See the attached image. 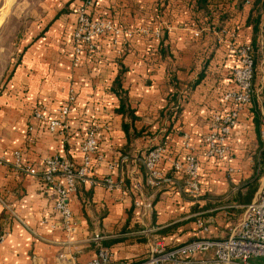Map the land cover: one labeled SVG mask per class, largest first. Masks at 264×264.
<instances>
[{
    "label": "crops",
    "instance_id": "1",
    "mask_svg": "<svg viewBox=\"0 0 264 264\" xmlns=\"http://www.w3.org/2000/svg\"><path fill=\"white\" fill-rule=\"evenodd\" d=\"M66 1H71L70 11L54 12L39 37L23 40L16 63L0 79V264L85 263L99 248L108 249L111 264H116L144 256L155 239L173 248L198 237H228L258 190L248 200L253 157L264 149V80L254 87L256 100L232 129L224 158L206 154L203 136L212 114L230 108L223 94L235 87L231 71L239 57L234 47L252 41L253 28L247 22L251 6L235 11L237 0H232L225 7L235 12L226 22L227 31L203 27L206 32L195 36L199 25L192 19L190 0H104L96 14L112 15L124 28L160 25L167 30L166 38L161 43L134 34L120 53L101 37L95 53L76 64L72 32L80 0ZM118 76L137 116L131 123L135 133L132 126L125 131L127 118L118 111ZM68 101L65 128L48 131L35 109L55 117ZM163 125L167 128L160 140L169 147L160 163L165 178L151 188L143 164L151 141L146 132ZM93 127L98 152L92 157L91 180L71 195L75 228L68 233L54 207V188L16 169L14 152L21 150L29 166L51 155L80 165L81 142ZM187 140L200 162L196 193L188 188L187 174L172 165L186 153ZM137 200L151 201L152 207L136 206ZM206 257L211 252L196 255ZM247 264H264V258L253 257Z\"/></svg>",
    "mask_w": 264,
    "mask_h": 264
},
{
    "label": "built area",
    "instance_id": "2",
    "mask_svg": "<svg viewBox=\"0 0 264 264\" xmlns=\"http://www.w3.org/2000/svg\"><path fill=\"white\" fill-rule=\"evenodd\" d=\"M104 0H80L75 5V26L72 32L73 61L79 63L83 56H91L96 51V45L101 37H107L114 48H120L134 34L154 36L159 38L162 33L160 25L156 27L124 28L112 15H98L97 8ZM253 0H245L249 5ZM201 30H195L199 36ZM235 31L231 36L235 37ZM238 54V65L233 67L231 77L235 87L223 94V100L230 104L226 112H215L211 116L210 128L203 136L206 154L216 158H224L229 152L228 137L237 125L241 113L253 99L254 90V60L250 42L238 44L234 47ZM71 111L68 101L61 105L55 117L43 114L41 107L35 109V115L40 118L45 128L50 132H59L66 126V120ZM261 137L264 138V120L261 128ZM186 153L173 161V169L184 171L187 174V184L191 192L200 190V162L193 152L192 144L183 142ZM168 143L164 141L150 150L143 159L146 170V183L151 188H158L165 178L160 163L168 153ZM82 162L76 165L66 156L51 155L44 157L38 165H27L23 162L22 151L14 152V167L16 169L37 175L54 188L57 199L55 209L61 216L63 229L71 233L75 228L73 214L70 207L71 195L76 193L79 181L91 180L89 174L92 167V157L98 152L96 127L91 128L81 142ZM109 187H113L110 178L106 179ZM136 206L151 208V201L137 200ZM202 230L207 226L199 222ZM211 252V257L196 258L199 253ZM264 258V176L260 180L258 190L251 203L246 206L242 219L234 225L228 237L214 239L198 237L187 243L167 248L160 239L150 243L144 256L125 259L116 264H247L253 258ZM112 254L106 248H99L95 256L85 263L78 264H111ZM46 264V263H41Z\"/></svg>",
    "mask_w": 264,
    "mask_h": 264
},
{
    "label": "rangeland",
    "instance_id": "3",
    "mask_svg": "<svg viewBox=\"0 0 264 264\" xmlns=\"http://www.w3.org/2000/svg\"><path fill=\"white\" fill-rule=\"evenodd\" d=\"M70 3L71 1L67 2L66 0H0V79L3 78V74H8L9 68L16 63L18 56L21 54L23 40L34 38L36 35L39 37L42 34L40 28L53 20L54 12L59 15L69 12ZM249 5L253 8L252 3ZM198 29L202 30L204 28L199 26ZM203 32H206V29ZM263 75V62L260 59L256 68L255 80H253L254 87L261 86L264 80ZM166 126H160L154 133L146 132V135L151 139L147 145L148 150L156 146L157 143L162 142L163 139H160L165 133L164 128H167ZM261 158L260 168L262 172L257 182V189L261 178L264 176V159ZM257 159L256 154L253 157L255 168L258 165Z\"/></svg>",
    "mask_w": 264,
    "mask_h": 264
},
{
    "label": "trees",
    "instance_id": "4",
    "mask_svg": "<svg viewBox=\"0 0 264 264\" xmlns=\"http://www.w3.org/2000/svg\"><path fill=\"white\" fill-rule=\"evenodd\" d=\"M231 2L232 0H190L189 4L192 11V19L196 24H198L202 28L206 27L207 31H213V30L219 32H223L224 30L227 31L228 27H226V22L235 16L234 11H230V10L228 11L225 9V7L229 5ZM244 4H245V0H237L235 11H239L240 9H242ZM252 4H253L252 6L253 8H251V12L247 18V22L253 28L252 41L250 43L253 50L252 53L254 60L253 80H255L256 68L260 59L263 62V68H264V0H253ZM166 32L167 30L162 28V33L159 38H155L154 36L151 35L149 36V38L150 39L154 38L155 40H159L162 43V41L166 38V34H167ZM120 82L121 79L118 76L116 78V83H115L116 84L115 91L117 95L120 97V106L118 107V111L121 112L123 115H125L127 118V122L123 123V127L125 131L128 132L130 126L134 128L133 124L137 116L135 114V110L130 108L128 103V97L123 94V89L121 88ZM254 99L256 100L255 96H253V100ZM131 123L133 124L131 125ZM135 131L136 130L134 128L133 133H135ZM161 143H163V140ZM257 158H258L257 159L258 165L255 168V175L253 176L252 180H250L247 183V186L249 187L248 200L249 198H251V196L257 189V182L259 181L260 174L262 172V169L260 168V164H261L260 158L264 159V149L259 152ZM81 183L84 182L79 181L78 185Z\"/></svg>",
    "mask_w": 264,
    "mask_h": 264
}]
</instances>
